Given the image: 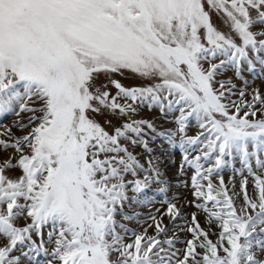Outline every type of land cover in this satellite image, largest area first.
Instances as JSON below:
<instances>
[{"label":"snow or ice","instance_id":"obj_1","mask_svg":"<svg viewBox=\"0 0 264 264\" xmlns=\"http://www.w3.org/2000/svg\"><path fill=\"white\" fill-rule=\"evenodd\" d=\"M256 80L264 0H0V264H264Z\"/></svg>","mask_w":264,"mask_h":264},{"label":"rangeland","instance_id":"obj_2","mask_svg":"<svg viewBox=\"0 0 264 264\" xmlns=\"http://www.w3.org/2000/svg\"><path fill=\"white\" fill-rule=\"evenodd\" d=\"M245 75L247 76L248 74L245 73ZM255 84L257 86H261V90L264 91V82H262L260 80H256ZM153 115H158V113H148L147 110H145V112L141 113V116L149 118V119H151L153 117ZM13 119H16V118L12 117V116H9L7 119L3 120L2 123L3 124H10ZM165 126H170V125H165ZM197 130H198L197 128L192 127L189 130V135H194ZM14 131H15V129H14ZM152 146L157 150V153H159L160 149L162 147L161 141L157 140ZM163 148L165 149V151L168 154L163 156V164H162V166L167 168L168 175L170 177H174L176 175L177 167L179 166V163H180V160H181V154H180L178 148L177 149H170L167 144H164ZM140 151H141V149H139V148L136 149V152H140ZM173 160L175 161L174 164L172 163ZM237 166H239V165L237 164ZM230 174H231L230 171H226L224 173V176H225L226 180H227V177ZM190 176H191V170H189L187 177H181V179H188L189 180V185H190ZM238 180H239V177H237V181ZM179 192L182 194L183 197H187L188 199H192L190 188H180ZM156 206L158 207L159 205L157 204ZM126 210H128V211H132V210H135V211H148L149 209L143 208V207H138V206H133L132 209H126ZM186 211H191V209H186ZM201 223H203V218H201ZM130 226H135V225H134V223H132V224H130ZM177 246L179 247L180 245H177ZM40 259H43V257H40Z\"/></svg>","mask_w":264,"mask_h":264}]
</instances>
